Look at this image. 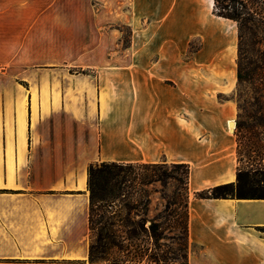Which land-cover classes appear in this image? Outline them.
I'll use <instances>...</instances> for the list:
<instances>
[{"label": "crops", "instance_id": "crops-1", "mask_svg": "<svg viewBox=\"0 0 264 264\" xmlns=\"http://www.w3.org/2000/svg\"><path fill=\"white\" fill-rule=\"evenodd\" d=\"M238 41L214 0H0V264H92L95 163L187 165L188 264H264V199L199 196L236 183V111L188 69L224 64L164 58ZM118 50L158 55L86 58Z\"/></svg>", "mask_w": 264, "mask_h": 264}, {"label": "trees", "instance_id": "trees-1", "mask_svg": "<svg viewBox=\"0 0 264 264\" xmlns=\"http://www.w3.org/2000/svg\"><path fill=\"white\" fill-rule=\"evenodd\" d=\"M216 16L231 20L238 29L239 45L250 24L264 33V0H214ZM264 81V67L259 68ZM240 82L242 76L237 74ZM259 127L264 132V105ZM237 129H242L240 125ZM250 134L252 132L249 131ZM245 157L247 165L238 169L236 183L213 187L199 194L203 198L264 199V194H247L242 184L250 176H264V137L250 135ZM252 154H255L253 157ZM238 162L242 155L237 150ZM159 164L95 163L87 169L89 192V257L92 264H188L187 165L182 191L168 197L167 173H158ZM256 181L253 180V183ZM264 184V179L260 181ZM160 185L158 190L155 186ZM153 194H160L162 209L151 215ZM174 241L176 248L168 246Z\"/></svg>", "mask_w": 264, "mask_h": 264}, {"label": "rangeland", "instance_id": "rangeland-1", "mask_svg": "<svg viewBox=\"0 0 264 264\" xmlns=\"http://www.w3.org/2000/svg\"><path fill=\"white\" fill-rule=\"evenodd\" d=\"M251 33L246 34L243 42L239 45L237 42L233 51H219L214 53L199 52L200 44L193 42L186 51L181 53H164L166 59H180L183 61L199 60H214L211 65L216 66L223 63L224 65L218 67L199 66L198 68H189V72L200 71L207 76H214L223 78L224 81L220 82V87L228 94L218 95L220 102H232L235 107L236 116L234 118L235 128L229 127L236 134L237 150L239 149L242 155V161L238 164L239 168L247 165L245 152L249 144L248 138L250 135L257 136L258 139H263L264 132L259 127L260 109L264 105V81L259 68L264 67V33L256 26L250 24ZM123 41L122 48L127 47L129 30L122 29ZM156 53H131L129 51H110L102 53H89L86 58L88 59H124L129 60L132 58H154ZM158 55V54H156ZM160 55V54H159ZM84 58L83 53L76 57ZM78 73L82 74L83 69H75ZM107 70V69H106ZM240 72L242 80L239 82L237 74ZM240 125L242 129H237ZM235 129V130H234ZM252 132V134L249 133ZM237 152V151H236ZM237 156V155H236ZM254 157L255 154H252ZM238 160V157H237ZM185 169H174L172 165L160 166L158 173H167L170 178L167 179V186L163 189L168 197H172L174 193L182 191L181 184L175 180L183 179ZM264 176H250L242 184V191L247 194H264V184L260 183ZM253 180L256 181L253 183ZM158 190L162 189L160 185L155 186ZM160 194H153V202L151 207V215L156 214L157 211L162 209L164 202L159 199ZM168 246L175 249L176 244L174 241H169Z\"/></svg>", "mask_w": 264, "mask_h": 264}, {"label": "water", "instance_id": "water-1", "mask_svg": "<svg viewBox=\"0 0 264 264\" xmlns=\"http://www.w3.org/2000/svg\"><path fill=\"white\" fill-rule=\"evenodd\" d=\"M229 127L235 128V122H234V121H231V122L229 123Z\"/></svg>", "mask_w": 264, "mask_h": 264}]
</instances>
